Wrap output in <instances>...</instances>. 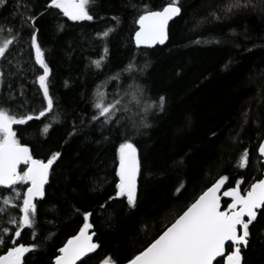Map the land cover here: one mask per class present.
Listing matches in <instances>:
<instances>
[{
  "label": "trees",
  "instance_id": "1",
  "mask_svg": "<svg viewBox=\"0 0 264 264\" xmlns=\"http://www.w3.org/2000/svg\"><path fill=\"white\" fill-rule=\"evenodd\" d=\"M29 2L33 14L43 11L46 4V0ZM150 2L158 9L168 0ZM13 3L10 0L7 7L0 9V23L12 22ZM224 3L225 0H180L182 12L170 24L168 43L147 49V55L137 54L131 70L126 66L135 52L131 38L137 26L129 0H98L91 9L95 17L91 22H72L61 17L63 31L57 30L48 13L37 21L59 108L43 123L33 121L29 126L14 128L35 157L45 159L57 151L62 155L54 165L46 198L38 205V239L49 233L55 235L43 241L41 250L28 256L29 264H51L56 250L82 226L84 211L93 213L90 233H95L93 242L100 245L84 258L87 264H103L109 257L124 264L161 234L219 176H229L228 186L242 178L244 189L253 178L264 175V159L258 153V145L264 141V0H252L251 8L231 19L197 27L198 21L213 10L219 11ZM113 16L120 17L118 25ZM112 26L116 31L108 40L107 67L103 74L94 75V66L88 67L90 60L104 55L95 34ZM27 58L25 44L23 56L18 59L23 62ZM146 61L148 67L144 68ZM117 74L119 79H113ZM34 79L31 72L10 78L14 95L21 103L25 98L33 99L34 88L38 87L32 83ZM66 80L68 87L64 85ZM21 85L24 97L19 96ZM138 88H145L146 92L140 95ZM7 90V84L0 87V91ZM97 93H104L107 101L119 94L129 133L137 142L142 173L138 178V206L131 211L120 201L111 203L108 211L99 208L113 193L112 182L118 181L114 168L119 141L98 145L85 140L84 134L70 135L73 125L85 128L88 134L93 110L82 97L95 99ZM159 95L166 97L165 111L149 115L151 127L146 135H134L132 123L144 115L145 103ZM45 123L52 124L46 134ZM20 128L26 130L21 133ZM97 135L91 133L92 140ZM245 148L249 151V165L241 169L238 160ZM181 160L183 163L178 166ZM105 175L109 183L103 190L92 191L93 178ZM7 194L0 191V195ZM258 221L252 229L250 247L244 250L247 264H264V237L257 231L264 229V215ZM20 242H34L30 230L22 233Z\"/></svg>",
  "mask_w": 264,
  "mask_h": 264
},
{
  "label": "snow or ice",
  "instance_id": "2",
  "mask_svg": "<svg viewBox=\"0 0 264 264\" xmlns=\"http://www.w3.org/2000/svg\"><path fill=\"white\" fill-rule=\"evenodd\" d=\"M10 0H0V9L7 7ZM98 0H46L43 11L33 14L29 0H14L12 4L15 15L12 22L0 23V87L7 84V92L0 91V264H29L28 256L44 247L43 241L50 240L54 233L38 239V205L46 198V185L54 171V165L61 158V152H53L45 159L34 156L32 148L21 142L17 128L29 126V122L40 121L56 113L59 103L52 92V68L46 58V52L39 41L40 28L37 21L45 16H52L58 31L64 30L61 17L72 22L93 21L91 9L97 6ZM137 26L131 43L133 52L127 70L135 65L132 63L137 54L147 55V49L156 45H165L169 39V22L182 12L180 0H168V3L154 9L148 3H133L129 0ZM252 7V0H225L219 11H211L207 17L197 22V27L204 23L221 22L231 19L241 11ZM222 13V14H221ZM11 15V14H10ZM211 17V20H209ZM116 25L120 17L113 16ZM116 31V27H107L95 34V40L103 45L104 55L90 60L89 69L94 66V75L103 74L107 67L109 54L108 40ZM247 30H245V37ZM233 35H237L233 31ZM27 45L28 58L21 62L24 45ZM239 47V45H236ZM31 61V63H29ZM38 66V67H37ZM148 67V62L144 68ZM42 70V71H40ZM143 71V69H141ZM31 72L35 74L32 81L33 99L25 98L21 103L14 95L11 77L19 78ZM38 73V74H37ZM120 74L113 77L119 79ZM68 87L69 82H64ZM20 97H24L23 85L20 86ZM143 95L145 88H138ZM104 93H97L95 99L82 97L93 110L85 128L73 125L71 136L85 135L98 145L118 140L115 148L116 166L113 193L109 194L100 209L108 211L111 203L120 201L122 206L131 211L138 206V178L142 173V161L133 139L129 133V125L125 121L122 100L119 94L113 95L111 101L104 99ZM166 97L159 95L151 103H145L144 115L131 125L134 135L143 136L151 127L149 115L162 113L166 108ZM81 124H84L81 118ZM51 123L43 124V133H48ZM26 128H20L22 133ZM91 133L97 138L92 140ZM215 135V133H213ZM239 133L237 134V138ZM258 153L264 159V141L258 145ZM183 161L177 162L182 165ZM249 165V151L243 150L238 160V167L243 169ZM23 166V167H22ZM108 178H93L92 191L103 190ZM245 181L236 179L234 186L229 185V176L221 175L211 186L207 187L177 218L167 226L161 234L138 251L126 264H247L244 250L249 249L253 238V227L259 222L258 217L264 215V175L253 178L247 188L242 189ZM179 191V189H177ZM77 213L80 212L76 208ZM93 213L83 212V223L76 234L69 236L54 254L51 264H87L83 259L94 253L100 245L93 242L95 233L90 234ZM111 217H109L110 219ZM30 230L33 243H21L22 233ZM264 237V229H257ZM103 264H119L115 258L109 257Z\"/></svg>",
  "mask_w": 264,
  "mask_h": 264
},
{
  "label": "water",
  "instance_id": "3",
  "mask_svg": "<svg viewBox=\"0 0 264 264\" xmlns=\"http://www.w3.org/2000/svg\"><path fill=\"white\" fill-rule=\"evenodd\" d=\"M180 15H181V14H180ZM180 15H179V16H180ZM179 16H178V17H179ZM178 17L173 18L172 21H174V20H175L176 18H178ZM172 21L169 22V37H170V24H171ZM168 41H169V39L165 42V45L168 43ZM156 46H158V45H156ZM159 46H164V45H159ZM36 158H37V157H36ZM38 159H39V158H38ZM22 167H23V166H22ZM46 187H47V185H46ZM90 234H91V233H90ZM83 259H84V258H83ZM78 262H79V261H78ZM78 262H77V263H78ZM124 264H126V263H124Z\"/></svg>",
  "mask_w": 264,
  "mask_h": 264
}]
</instances>
